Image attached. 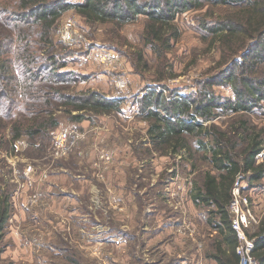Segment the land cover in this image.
<instances>
[{"label":"rangeland","instance_id":"rangeland-1","mask_svg":"<svg viewBox=\"0 0 264 264\" xmlns=\"http://www.w3.org/2000/svg\"><path fill=\"white\" fill-rule=\"evenodd\" d=\"M20 5V0H0V52L8 58L16 79L10 88L17 89L13 95L6 88L0 92V196H7L9 202V218L0 233V264H216L210 257L217 236L209 226L213 209L195 205L190 198L193 184L211 169L197 143L201 137L189 138L192 157L183 159L161 147L155 149L147 139L149 125L139 99L151 88L160 89L159 85L173 91H162L167 101L195 99L201 82L218 72L215 65L220 59L199 18L209 10L224 14L235 8L206 0L201 7L178 13L175 22L181 33L168 54L173 75L159 84L153 74L156 59L141 40L145 15L116 29L106 23L90 24L76 9H65L49 34L56 64H63L57 71L63 75L61 82L51 84V79L33 85L48 84L64 93L96 90L121 100L119 108L107 114L84 113L77 122L71 120L77 111L68 112L62 100L53 99L50 116L58 126L13 140V122L23 112L29 118L26 110L33 102L20 89L27 68H21L16 56L19 42H30L36 50V62L28 68L38 74L45 68L40 60L44 49L34 44L38 29H30L26 21L32 19L23 17ZM67 21L72 25L65 38ZM134 47L143 49L150 71H135L130 58ZM103 52L113 55L112 65L94 60ZM225 70L226 66L220 71ZM210 89L216 97L233 98L224 83ZM261 104L249 112L198 120L203 126L214 123L223 132L244 121L264 140ZM212 111L220 112L216 106ZM46 117L34 115L40 122ZM65 130L71 134L70 151L54 156V136ZM202 140L207 142L206 137ZM234 142L236 153L241 154V142ZM255 163L264 164V150ZM246 176L240 173L234 186L249 196L252 219L244 235L253 240L264 217V177L249 184Z\"/></svg>","mask_w":264,"mask_h":264},{"label":"trees","instance_id":"trees-1","mask_svg":"<svg viewBox=\"0 0 264 264\" xmlns=\"http://www.w3.org/2000/svg\"><path fill=\"white\" fill-rule=\"evenodd\" d=\"M69 0H20V11L31 30L38 29L37 46L43 48L41 59L44 70L37 73L28 65H32L37 57L33 44L19 42L17 49L18 60H21L24 82L20 89L31 98L32 105L28 111L29 118L23 115L12 124L13 140L26 134L34 137L45 132L48 127L56 128L57 120L51 118L53 111L52 100H62V107L68 112L77 111L72 121H82L84 113L107 114L117 111L121 100L108 98L96 90L64 93L48 84L36 87L35 82L53 80L51 84L61 82L62 74L57 71L63 64L57 65L54 47L51 45L49 34L52 24L61 13L68 8H74L85 22L90 24L106 23L116 29L145 15L146 20L142 30L141 40L144 48H148L155 57L154 81L158 84L167 76H172V65L168 54L180 36V29L175 22L176 15L192 7L202 6L206 0H82L71 3ZM232 5L235 9L224 14H216L209 10L200 16V28L211 35L210 44L220 52V59L215 65L218 72L205 78L195 99L190 101H167L162 97L165 85L160 89L151 88L139 99V109L146 111L148 128L147 139L155 149L161 147L165 153L192 157L193 150L189 145L190 136L201 137L197 140L199 148L205 150L211 169L203 173L201 182H195L190 198L195 205L212 207V219L209 223L219 232L213 257L218 264H240L241 256L236 252L239 240L231 227L229 203L232 189L240 173L247 174L249 184L264 177V164L255 163L257 155L264 149L262 133L250 131L246 122L240 121L228 132L220 131L214 123L203 126L198 120H214L220 114L244 113L253 108L262 107L264 102V0H209ZM206 37V36H205ZM26 39L25 35L22 40ZM131 63L138 73L150 71L151 66L142 48H132ZM9 60L0 52V92L9 89L8 94H16ZM29 72V76L26 74ZM53 73V74H52ZM218 74V75H217ZM30 80V84L25 82ZM6 82V83H5ZM33 82V83H31ZM224 83L233 92L229 96L216 97L212 89L215 84ZM23 85V86H21ZM50 86V87H48ZM52 87V88H51ZM173 92L172 90H168ZM37 97V98H35ZM216 106L220 112H213ZM38 109L36 112L35 109ZM191 110L193 112H191ZM48 115L47 120L40 122L34 115ZM190 120V122H189ZM203 137L207 142H203ZM235 139L242 144L241 154L235 151ZM208 154V156H207ZM184 159V158H183ZM188 159V158H187ZM213 170V173L210 171ZM9 218V202L7 196H0V233ZM252 254L258 264H264V217L259 222L258 231L254 235Z\"/></svg>","mask_w":264,"mask_h":264},{"label":"built area","instance_id":"built-area-1","mask_svg":"<svg viewBox=\"0 0 264 264\" xmlns=\"http://www.w3.org/2000/svg\"><path fill=\"white\" fill-rule=\"evenodd\" d=\"M71 25V22L67 21L64 26L65 38L68 36L69 28L71 27ZM94 60L98 63L106 65H112L114 63L113 55L107 52L95 55ZM123 86L124 85L122 84V87ZM70 135V132L68 130H65L63 132L57 133L54 136V156L61 157L68 154V152L70 151ZM228 207L230 212L232 213L231 227L236 232L239 240V245L236 247V252L241 256L240 264H258L257 260L252 254V251L254 249V240L248 239L244 235V231L248 227L252 219V213L249 207V196L241 194L238 190V187L234 186L232 190V199Z\"/></svg>","mask_w":264,"mask_h":264},{"label":"crops","instance_id":"crops-1","mask_svg":"<svg viewBox=\"0 0 264 264\" xmlns=\"http://www.w3.org/2000/svg\"><path fill=\"white\" fill-rule=\"evenodd\" d=\"M264 150V149H263ZM263 150H262V152H263ZM262 152L260 153V154H262ZM214 171L213 170H211L210 171V173H213ZM200 205V204H199ZM211 209H213L212 207H211ZM210 222V221H209ZM213 222V221H212ZM212 222L211 223H209V226L215 231V233H217V236H216V238H214V242H216V239L218 238V234H219V232H218V230L216 229V228H214L213 226V224H212ZM213 242V243H214ZM213 248H214V251H213V253H216V250H215V245L213 244ZM213 253H212V255L210 256L212 259H214V261H215V263L216 264H218L217 263V261H216V259L213 257Z\"/></svg>","mask_w":264,"mask_h":264}]
</instances>
